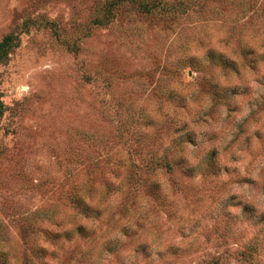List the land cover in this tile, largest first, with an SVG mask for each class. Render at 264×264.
I'll list each match as a JSON object with an SVG mask.
<instances>
[{
	"label": "rangeland",
	"instance_id": "rangeland-1",
	"mask_svg": "<svg viewBox=\"0 0 264 264\" xmlns=\"http://www.w3.org/2000/svg\"><path fill=\"white\" fill-rule=\"evenodd\" d=\"M9 36L0 264H264V0H0Z\"/></svg>",
	"mask_w": 264,
	"mask_h": 264
},
{
	"label": "trees",
	"instance_id": "trees-1",
	"mask_svg": "<svg viewBox=\"0 0 264 264\" xmlns=\"http://www.w3.org/2000/svg\"><path fill=\"white\" fill-rule=\"evenodd\" d=\"M14 39L13 37L9 36L0 41V65L7 59V57L10 54V51L13 47ZM163 159V158H162ZM166 161V160H165ZM169 163V162H168ZM163 165V162L160 163ZM173 167H169V169H172Z\"/></svg>",
	"mask_w": 264,
	"mask_h": 264
}]
</instances>
